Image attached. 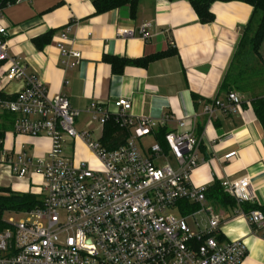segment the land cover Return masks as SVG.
Instances as JSON below:
<instances>
[{"label": "built area", "instance_id": "1", "mask_svg": "<svg viewBox=\"0 0 264 264\" xmlns=\"http://www.w3.org/2000/svg\"><path fill=\"white\" fill-rule=\"evenodd\" d=\"M144 34V29H140ZM117 36L132 39L133 30L120 29ZM63 40L67 39L66 34ZM9 28L0 11V81L4 87L22 88L0 108L14 117L13 133L32 139H49L45 157L0 150V178L31 181L41 205L24 213L18 222L6 223L0 230V264H242L247 256L243 241L218 238L223 216L207 199L208 183L194 184L193 172L201 165L203 136H198L196 117H177V128L164 135L165 147L155 143L147 151L141 141L153 136L171 120L134 117L132 102L121 98L108 105L91 101L86 112L91 122L105 126L114 120L126 129V144L109 151L92 131L76 128L81 112L66 95L52 96L45 83L27 72V66L10 52ZM66 69L76 68L82 59L79 51L60 44ZM228 103L214 107L235 112L242 104L234 92ZM102 137V135H101ZM0 141V144H3ZM91 154L77 158V143ZM73 145L74 156L65 154ZM238 156L227 154L225 161ZM224 192L238 203H254L248 178L221 183ZM199 210L184 215L183 203ZM257 230L264 229V214L259 210L238 211ZM204 215L207 226L198 217ZM192 220L195 232L189 227ZM199 242H202L200 246Z\"/></svg>", "mask_w": 264, "mask_h": 264}, {"label": "crops", "instance_id": "2", "mask_svg": "<svg viewBox=\"0 0 264 264\" xmlns=\"http://www.w3.org/2000/svg\"><path fill=\"white\" fill-rule=\"evenodd\" d=\"M135 9L124 7L96 14L94 0H20L1 11L9 28L10 52L36 74L52 96L66 95L74 109L81 112L76 128L92 131L101 138L99 125L91 122L86 109L91 101L112 104L125 98L132 102L134 117L160 120L171 116L153 136L141 141L145 152L155 143L165 147V133L177 128V117L195 116L196 133L203 136L201 165L193 172L194 184L238 181L248 178L254 191V203L222 206L210 200L223 216L218 238L243 241L247 256L242 264H264V229L257 230L245 217L264 206V129L251 104L250 92L227 85L235 55L253 7L242 1L216 2L211 6L215 21L202 24L187 0H135ZM144 29L145 37L140 34ZM120 29L133 30L132 39L117 36ZM66 34L67 39L63 40ZM82 54L80 64L66 69L60 44ZM169 54L161 58H150ZM0 64V75L2 73ZM22 85L4 87L0 81V99L15 95ZM238 90V91H237ZM237 93L242 104L235 112L207 106L228 103L229 93ZM14 117L0 108V131H5L3 148L13 153L25 149L37 158L48 149L49 139H32L13 133ZM163 142V143H162ZM72 151L73 145L65 150ZM236 151L238 156L225 161ZM77 158L91 154L77 143ZM68 156V154H66ZM209 187V188H210ZM0 189L33 194L31 181L0 178ZM250 211V212H248ZM207 226L204 215L198 217Z\"/></svg>", "mask_w": 264, "mask_h": 264}, {"label": "trees", "instance_id": "3", "mask_svg": "<svg viewBox=\"0 0 264 264\" xmlns=\"http://www.w3.org/2000/svg\"><path fill=\"white\" fill-rule=\"evenodd\" d=\"M20 0H0V11H3L7 7L16 4ZM171 2L177 0H169ZM191 3L196 11L199 20L202 24H210L215 21V16L211 13V6L216 2L227 3L231 1H242L253 7V15L250 22L245 28L244 34L241 38V42L235 60L232 65L231 74L227 77V85L231 82L237 83L243 81V86H239L242 92H250V79L254 76H258L259 73L253 69V66H249L251 62V51L257 53L264 39V0H187ZM129 5L131 11L135 9V0H94V6L96 8V14H102L110 10L118 9ZM258 14H262L261 21L254 36L251 34L254 31L253 23ZM169 54H161L150 58L157 59ZM264 66V65H263ZM252 95V107L253 111L260 121L264 129V94L251 93ZM161 133L165 135L164 129ZM5 131H0V141L4 140ZM129 138V133L126 129L120 127L114 120L107 123L104 128L103 135L100 139V143L103 147L109 151L116 150L124 146ZM163 143V142H162ZM3 148V144H0V150ZM207 199L216 201L222 206L234 207L237 205V201L227 195L221 187L219 182L214 183L207 192ZM41 205L40 200L31 193L20 194L13 193L9 189H0V230H4L8 227L2 216L5 211L13 210L19 213H27L34 210ZM184 215L195 213L199 210L197 205H189L183 203L181 205ZM249 209L259 210L264 214V206H248ZM250 212V211H248ZM202 242H199V246Z\"/></svg>", "mask_w": 264, "mask_h": 264}, {"label": "rangeland", "instance_id": "4", "mask_svg": "<svg viewBox=\"0 0 264 264\" xmlns=\"http://www.w3.org/2000/svg\"><path fill=\"white\" fill-rule=\"evenodd\" d=\"M261 17H262V14H258L254 20V23H253L254 31L251 34L252 36H254L255 32L257 31L259 27ZM249 63H250L249 66H253V69H255V71L259 73V75L254 76L253 78L250 79V82H248V84H250V88L248 90L250 91V93L264 94V66H263L264 65V39L257 53H252L251 51V62ZM243 85H244L243 81L232 83L230 90L234 91L236 90V88H238L239 86H243ZM48 152H49V149L46 152H44L42 155L37 156V158L45 157ZM66 154H68V156H72V151L68 150L66 151ZM2 218L6 223H14V222L16 223L20 221L21 219H24L25 216L23 213H19L13 210H8L3 213ZM188 223H189V227L191 228L193 232L197 231L194 225V222L192 220H189Z\"/></svg>", "mask_w": 264, "mask_h": 264}]
</instances>
